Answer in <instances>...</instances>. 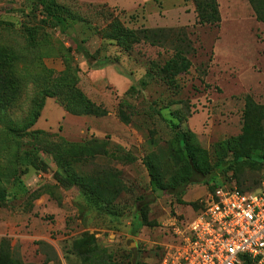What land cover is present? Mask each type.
Segmentation results:
<instances>
[{"label":"rangeland","instance_id":"rangeland-1","mask_svg":"<svg viewBox=\"0 0 264 264\" xmlns=\"http://www.w3.org/2000/svg\"><path fill=\"white\" fill-rule=\"evenodd\" d=\"M55 1L68 11L60 23L32 11L29 0H0V46L15 58L17 85L0 119V171L7 176L0 250L35 264H156L172 241L161 219L172 211L194 218L201 208L191 203L209 193L205 183L190 185L181 199L151 192L144 161L165 178L177 174L176 134H187L213 162L253 149L262 160L258 170L232 169L211 180L255 187L264 179V19L250 0H205L202 9L194 0ZM255 1L264 18V0ZM117 25L124 31L113 39ZM105 64L128 80L123 89L88 78ZM79 95L92 105L80 122L52 121L49 106L43 115L47 104L66 112L70 96ZM107 171L119 175L115 214L91 205L68 181ZM108 188L100 192L112 196ZM139 196L150 201L148 225L135 232ZM92 239L105 254L83 258L80 241Z\"/></svg>","mask_w":264,"mask_h":264},{"label":"trees","instance_id":"trees-1","mask_svg":"<svg viewBox=\"0 0 264 264\" xmlns=\"http://www.w3.org/2000/svg\"><path fill=\"white\" fill-rule=\"evenodd\" d=\"M196 7L202 9L204 6L205 0H194ZM253 8L255 9L257 16L259 19L262 18L259 8L258 2L255 0H250ZM215 2V0H213ZM32 11L37 9L38 13H45L50 21L55 20V23H60L65 19V14L68 13L67 8L63 5L58 4L55 0H29ZM216 11L217 9L214 8ZM123 28L117 25L114 28L115 35L113 39H119L121 37V33L123 32ZM25 37L27 38L29 43H33L35 41L34 30L29 28L25 31ZM15 58L12 56L9 49L0 46V119L3 110L8 107L14 98V94L17 91V85L14 82L13 78V70ZM65 85V84H63ZM63 85L59 82V88L62 89ZM66 86V85H65ZM64 86V87H65ZM70 92V90H69ZM68 93V92H67ZM78 100L75 97L70 96L69 102L65 105L66 112L68 114L74 116H83L84 114H89L88 111L92 105L89 100L83 99L81 95L78 96ZM75 105L79 106L80 112L75 111ZM97 110V108H96ZM175 155L178 159V171L177 174H174L168 178H165L162 171L158 168L156 164L151 159H146L144 164L148 171V175L150 177L149 185L151 187V192L154 194L162 195L168 194L177 199H181L184 196L190 185L196 183H205L208 186L209 191H214L218 186L225 184L224 182L217 183L212 178H216V176L221 174H227L232 169L235 170V173H239L242 171V168L248 169H260L261 159L254 157L253 150L244 151V152H234L232 161L226 162L223 157H218L216 161H211L209 159V154L206 150H203L194 144H192L187 134L184 132H180L175 135ZM53 156L58 162L60 161V157L53 153ZM7 177V176H6ZM4 174L0 171V187L2 188L3 180L6 178ZM68 181H74L77 186L80 188L81 192L87 199V201L102 210L112 208L110 213H114V208L112 201L118 195L117 191L114 189L116 185L120 183L119 175L113 171H107L102 177H84L76 174H71ZM261 183V182H260ZM260 183L255 187H247V186H238L239 189L243 191L247 190H256L259 188ZM102 184L103 186H101ZM112 187V196H107L102 194L101 190H110ZM98 187H102L97 189ZM92 188H94V192H92ZM1 191H5L4 188L0 189ZM96 191V193H95ZM115 193H117L115 195ZM146 197L139 196L135 201V223L133 225L134 231L136 232L138 229L148 225V207L150 205V201L145 200ZM191 205L194 208H202V203L192 202ZM110 207V208H109ZM81 245L85 247L84 256L88 255L93 256V253L96 255L103 256L105 252L103 250H99L96 248L94 240H90L89 243L81 242ZM87 247V248H86ZM94 257V256H93ZM93 262V260H84V264H88ZM0 264H35L31 262H26L21 258H16L14 255L8 252H4L0 250ZM83 264V263H82ZM100 264H107L102 261ZM121 264H132L131 261L124 262Z\"/></svg>","mask_w":264,"mask_h":264},{"label":"built area","instance_id":"built-area-1","mask_svg":"<svg viewBox=\"0 0 264 264\" xmlns=\"http://www.w3.org/2000/svg\"><path fill=\"white\" fill-rule=\"evenodd\" d=\"M201 203L190 220L173 211L161 219L172 241L156 264H264V179L247 191L225 183Z\"/></svg>","mask_w":264,"mask_h":264},{"label":"crops","instance_id":"crops-1","mask_svg":"<svg viewBox=\"0 0 264 264\" xmlns=\"http://www.w3.org/2000/svg\"><path fill=\"white\" fill-rule=\"evenodd\" d=\"M80 1L101 2L104 0H80ZM106 1L110 2L111 4H113L115 6H128L129 4L133 3L135 0H106ZM140 1L147 2V4H150V3L153 4L154 2H161L165 6V5H170L171 3H174L175 0H140ZM152 8H153V5H152ZM158 12L156 14H158ZM92 41H94V40H92ZM81 55L83 56V60L86 63V61H87L86 55L84 53ZM102 62L104 63V61H102ZM87 76H88V78H90L92 80L93 83L98 84V83L104 82L105 80H108L114 86L119 87L120 89H123L126 86V84H128V80L125 79L123 77V75H120L119 73H117L113 65H108V64L107 65L105 64L101 67H97L95 69H90L87 72ZM52 105H54V104H51V105L47 104V106L45 107V109L43 111V115H45L46 109L49 106V108H51V109H48L47 113L51 115V119L54 122H56V119L58 117H61L63 121H67V122H69L70 125H72L73 123H75L77 121L80 122L81 119H83V118H79L81 116H74L71 114H67L66 112H64V110H62L63 112L61 113V111L59 110L61 108L59 106H58V108H55L53 110Z\"/></svg>","mask_w":264,"mask_h":264}]
</instances>
